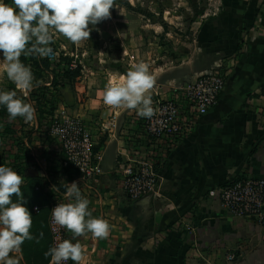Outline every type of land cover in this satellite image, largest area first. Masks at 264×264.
Listing matches in <instances>:
<instances>
[{"label":"crops","instance_id":"crops-1","mask_svg":"<svg viewBox=\"0 0 264 264\" xmlns=\"http://www.w3.org/2000/svg\"><path fill=\"white\" fill-rule=\"evenodd\" d=\"M110 13L89 25L88 40L77 45L55 35L53 42L58 51V40L62 49H80L71 103L76 118L99 128L92 136L100 143L102 173L92 188L80 179L77 185L110 234L72 241L81 244V264H264V225L228 214L208 194L230 177L264 178V0H115ZM107 61L127 66L97 64ZM139 62L154 77L152 100L176 99L195 75L220 63L226 78L205 115L195 119L182 104L180 116H192L194 124L157 170L159 195L133 200L122 191L117 168L140 143L131 135L141 117L102 97ZM61 113L58 121L71 118L66 109ZM18 254L10 258L19 260Z\"/></svg>","mask_w":264,"mask_h":264},{"label":"clouds","instance_id":"clouds-1","mask_svg":"<svg viewBox=\"0 0 264 264\" xmlns=\"http://www.w3.org/2000/svg\"><path fill=\"white\" fill-rule=\"evenodd\" d=\"M115 0H0V69L3 75L28 97L38 86L30 66L21 62V55L55 58L51 44L61 35L73 44L89 39V25L110 18ZM154 77L145 62L135 63L125 75L110 82L103 90V103L114 108L135 110L141 118L154 114L150 90ZM0 107L9 120L17 117L34 122L36 112L31 103L20 98L16 91L0 90ZM23 177L12 168L0 165V264H17L10 253L18 251L25 240H33L30 232L32 215L24 206L21 184ZM15 195L19 202H13ZM67 203L52 208V223L72 234V240H60L45 252L49 264H81L83 259L78 237L90 234L93 240L106 239L110 225L93 217L90 201L82 195L77 182L66 183ZM38 242V241H37Z\"/></svg>","mask_w":264,"mask_h":264},{"label":"rangeland","instance_id":"rangeland-1","mask_svg":"<svg viewBox=\"0 0 264 264\" xmlns=\"http://www.w3.org/2000/svg\"><path fill=\"white\" fill-rule=\"evenodd\" d=\"M5 2L11 3V0H5ZM58 41H56V45L61 50H56L58 57L64 58L62 52L73 53L68 54L70 56L65 60L70 65L71 63L76 65L74 69L77 75L79 58L76 55L80 54V49L77 50L74 45L67 47V50L62 49L60 41ZM88 55L91 54L88 53ZM20 60L30 66L38 85L33 88L31 94L44 85L48 93L54 94L55 109L52 114L44 112L40 119L38 110L34 107L36 112L34 122H25L20 117L9 120L6 110H2L3 113L0 115V165L12 168L23 177V183L20 186L23 203L32 215L30 232L34 239L24 241L18 250L19 260L16 262L17 264H49L50 257H45V252L53 246L48 220L51 212L50 205L55 197L54 193H65L66 183L78 182L75 175V169H78L77 164L75 159L69 157L68 150H72L76 145L74 138L79 135L77 127L80 125L90 135V150L96 152L100 143L93 138L92 133L98 132L99 128L92 119L88 120L89 125L94 124L90 127L76 118L71 97L76 96L77 78L62 90L54 85L58 81L59 75L58 69L54 68L53 60L49 59L48 63H44L40 57L24 55H21ZM97 64L107 70L114 68L121 70L123 66H127L123 62L107 61ZM0 90H14L20 98L25 99L26 102H32L31 94L26 98L23 97L22 90L16 88L15 84L3 75L2 69H0ZM61 109H66L71 116L67 119L72 120L61 118L62 120L58 121V118L62 117ZM56 116H58L57 119ZM64 140H67V147L64 146ZM77 160H80L79 156H77ZM11 199L13 202H19L15 195Z\"/></svg>","mask_w":264,"mask_h":264},{"label":"built area","instance_id":"built-area-1","mask_svg":"<svg viewBox=\"0 0 264 264\" xmlns=\"http://www.w3.org/2000/svg\"><path fill=\"white\" fill-rule=\"evenodd\" d=\"M57 58L55 52V58L50 60L57 62ZM75 67L76 65L71 63L70 68ZM225 78L223 65L217 64L210 71L195 75L176 99L152 100L153 116L137 119L139 128L137 127L131 136L137 138L140 143L134 144L129 149L131 159L120 160L117 168L121 189L130 199L137 200L145 196L159 195L157 170L164 164L168 152L176 145L178 137L190 130L194 120L205 115L216 104L224 88ZM183 103L187 105L189 113L195 119L192 116L191 118L180 116ZM77 130L79 135L74 138L76 142L74 148L68 150L69 157L75 159L77 164L78 169H75L77 179L92 188L94 181L102 173L101 154L98 150L96 152L90 150L89 133L80 125ZM64 146L67 147V140H64ZM77 156L80 160L76 161ZM208 194L215 197L228 214L264 225V178L230 177L225 184L211 188ZM54 196L50 205L51 212L56 205L68 202L64 193H54ZM51 212L48 225L54 246L57 237L60 240H70L71 234L52 223ZM226 258L232 261L235 256L230 253ZM67 264H70V260Z\"/></svg>","mask_w":264,"mask_h":264},{"label":"trees","instance_id":"trees-1","mask_svg":"<svg viewBox=\"0 0 264 264\" xmlns=\"http://www.w3.org/2000/svg\"><path fill=\"white\" fill-rule=\"evenodd\" d=\"M51 47H53L54 52H56V47L52 43ZM41 58V57H40ZM44 63H48V58H41ZM58 61L55 62L54 68L58 69V81L54 83L55 86L63 88L66 84H71L76 77V70L74 68H70V64L65 60V58L58 57ZM78 68V67H77ZM47 88L39 87L34 93L31 94L32 102L31 105L38 110V117L41 119L42 114L48 113L52 114L55 109V98L53 93H48ZM4 108L1 107L0 115L3 113L2 110Z\"/></svg>","mask_w":264,"mask_h":264}]
</instances>
